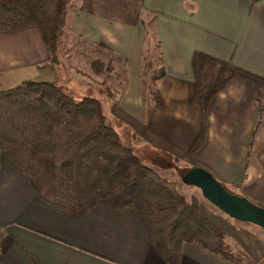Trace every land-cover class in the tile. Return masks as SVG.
<instances>
[{
	"label": "crops",
	"instance_id": "obj_1",
	"mask_svg": "<svg viewBox=\"0 0 264 264\" xmlns=\"http://www.w3.org/2000/svg\"><path fill=\"white\" fill-rule=\"evenodd\" d=\"M91 5L105 6L98 0ZM118 5L121 13H130L128 17H109L78 5L69 11L68 25L81 40L102 44L123 59L126 83L118 104L121 114L140 127L134 131L137 139L183 162L193 161L192 166L209 171L264 208V0H121ZM146 16L154 20L165 74L148 98L145 116L138 80ZM194 51L228 61L239 70L211 97L204 143L189 155L200 125L190 65ZM47 57L35 28L0 35V68L37 65ZM198 206L225 232L231 248L264 264L263 228L229 220L219 209L224 216L206 209L200 200ZM233 227L248 235L247 247L230 241L224 228ZM36 263L165 264L135 210L110 209L99 201L80 215H67L39 197L1 154L0 264ZM178 264L230 263L190 242L181 244Z\"/></svg>",
	"mask_w": 264,
	"mask_h": 264
},
{
	"label": "trees",
	"instance_id": "obj_2",
	"mask_svg": "<svg viewBox=\"0 0 264 264\" xmlns=\"http://www.w3.org/2000/svg\"><path fill=\"white\" fill-rule=\"evenodd\" d=\"M74 1L0 0V35L35 28L48 55L45 67L55 71L62 67L59 47ZM90 4L92 0H81L79 7L92 11ZM143 24L149 47L143 48L138 85L146 116L150 110L148 97L153 95L165 69L160 64L153 18L146 16ZM190 65L200 112L199 130L188 149V154L193 155L205 140L211 97L239 69L198 51L192 52ZM88 66L92 75L106 76L113 70L98 59L91 60ZM125 83L122 71L117 99L110 85L99 92L114 98L117 104ZM1 154L23 173L39 197L67 215H80L99 201L110 209L135 210L151 247L165 264H178L181 244L190 242L230 264H257L226 243L225 232L200 213L195 196H183L172 180L158 175L123 142L98 97L83 95L75 99L53 79H23L1 88ZM188 168L183 167L182 174ZM220 183L229 193L239 195L231 186Z\"/></svg>",
	"mask_w": 264,
	"mask_h": 264
},
{
	"label": "rangeland",
	"instance_id": "obj_3",
	"mask_svg": "<svg viewBox=\"0 0 264 264\" xmlns=\"http://www.w3.org/2000/svg\"><path fill=\"white\" fill-rule=\"evenodd\" d=\"M98 1L101 4L104 3L105 6H92L90 4L91 7L95 8V11L98 13L116 18H121L123 14L128 17V14H130L128 12L121 13V5H118L121 3V0ZM74 2L75 6L71 9L80 5L81 0H75ZM71 9L69 11H71ZM144 46L149 47V44L144 41ZM153 57L155 61V52H153ZM59 58L62 62V67H58L55 71H49L45 67V62L30 66L25 65L0 68V88L10 87L23 79H53L56 83L63 85L75 99H80L83 95L98 97L102 102L105 113L108 115L114 129L119 133L123 142L129 144V146L143 159L146 164L150 165L158 175L172 180L175 183L177 190L183 196L187 197L189 195H193L197 198V200H200L201 204L206 209L211 210L218 215L224 216L218 209H216V207L208 203V201L201 195L200 190L197 187L186 185L181 182L180 176L182 174L183 167H188V165L193 167L192 165L195 164L193 161L183 162L172 156V154H168L169 152L164 151L161 148H155V146H151L146 141L141 142L140 139H137L135 134L134 137L130 138V134L135 133L134 131L136 130L139 131L140 127L137 128L133 123H130L127 119L128 117L126 118L125 115L121 114L120 105L114 102L115 99L118 98L120 91L121 73L123 70V59L121 56L115 54L111 49L105 46L103 47L96 43H88L73 35L68 25L67 17L66 27L64 34L61 37L59 47ZM93 59L101 60L103 61V64H110L113 67V70L108 72L106 76H103L102 74L92 75L88 65ZM152 65H154V62ZM83 72L87 75L83 74ZM102 79H104L103 84L100 83ZM105 85H110L115 99H109L105 93L101 94L99 92V89H103ZM229 220L233 219L231 218ZM224 229L230 234V241H234V243L237 241L238 243H241V246L244 244H247L246 247L248 246V235L240 233L235 227L228 228L229 230H227V228ZM262 238L264 241V233ZM234 245L236 246L237 244Z\"/></svg>",
	"mask_w": 264,
	"mask_h": 264
},
{
	"label": "water",
	"instance_id": "obj_4",
	"mask_svg": "<svg viewBox=\"0 0 264 264\" xmlns=\"http://www.w3.org/2000/svg\"><path fill=\"white\" fill-rule=\"evenodd\" d=\"M180 180L183 184L197 187L210 204L227 216L264 229V208L242 195L229 193L209 171L193 166L180 176Z\"/></svg>",
	"mask_w": 264,
	"mask_h": 264
}]
</instances>
